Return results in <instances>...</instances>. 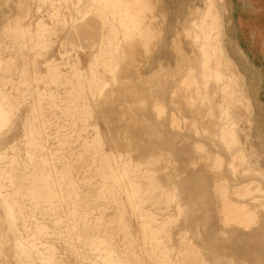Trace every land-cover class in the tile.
Listing matches in <instances>:
<instances>
[{
    "label": "rangeland",
    "instance_id": "1",
    "mask_svg": "<svg viewBox=\"0 0 264 264\" xmlns=\"http://www.w3.org/2000/svg\"><path fill=\"white\" fill-rule=\"evenodd\" d=\"M0 264H264V0H0Z\"/></svg>",
    "mask_w": 264,
    "mask_h": 264
},
{
    "label": "bare ground",
    "instance_id": "2",
    "mask_svg": "<svg viewBox=\"0 0 264 264\" xmlns=\"http://www.w3.org/2000/svg\"><path fill=\"white\" fill-rule=\"evenodd\" d=\"M237 50L240 52L239 48H237ZM243 56V55H242ZM244 57V56H243ZM245 58V57H244Z\"/></svg>",
    "mask_w": 264,
    "mask_h": 264
}]
</instances>
